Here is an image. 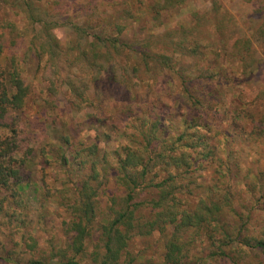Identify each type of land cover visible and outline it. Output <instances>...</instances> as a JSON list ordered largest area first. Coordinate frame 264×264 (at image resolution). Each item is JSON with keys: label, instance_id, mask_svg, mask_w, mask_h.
Wrapping results in <instances>:
<instances>
[{"label": "trees", "instance_id": "16d2710c", "mask_svg": "<svg viewBox=\"0 0 264 264\" xmlns=\"http://www.w3.org/2000/svg\"><path fill=\"white\" fill-rule=\"evenodd\" d=\"M72 1L65 16L64 0H0L20 9L29 35L20 55L12 46L7 53V38L9 45L20 36L13 24L0 27V228L8 227L11 243L0 258L15 264H264V219L260 235H252L250 212H235L228 177L233 143L264 145V90L253 100L237 94L239 106L228 124L233 134L219 128L223 90L245 79L264 83V60L254 44L264 45V17L250 37L239 36L232 14L211 0L207 11L192 12L187 26L155 34L148 23L194 0ZM105 1L115 11L112 18L99 12ZM61 27L73 38L68 47L55 34ZM23 64L38 72L49 109L62 101L67 112L84 111L93 103L90 90L102 98L104 80L121 88L125 120L119 125L93 116L105 131L90 144L77 140L82 130L65 132L35 152L24 125L33 88ZM159 85L173 93L179 114L136 105L137 87L148 93ZM110 142L116 143L112 150L101 146ZM52 157L64 176L50 195L63 212V226L54 229L46 250L35 238L12 242L13 234L46 223L39 211L44 193L34 219L25 193L32 183L29 167ZM259 187L264 195V176ZM154 236L161 244L159 262H140L131 245Z\"/></svg>", "mask_w": 264, "mask_h": 264}, {"label": "rangeland", "instance_id": "374dc122", "mask_svg": "<svg viewBox=\"0 0 264 264\" xmlns=\"http://www.w3.org/2000/svg\"><path fill=\"white\" fill-rule=\"evenodd\" d=\"M217 1L223 9L232 14L235 22L237 23L239 36L242 35L250 37L253 27L258 25L261 18L264 17V0ZM72 2V0H64V4L61 7V13L65 16L72 13ZM210 5L211 0H194L180 9H171L170 11L163 12L160 22L148 23V29H152V32L159 34L166 30L174 29L180 26H187L190 22L192 12L196 11L203 13L210 8ZM109 6L110 5L105 1L104 6L100 7L101 9L99 12L106 11L105 15H109V17L112 18L115 15V11ZM49 7H53V5ZM90 8L94 11V6H91ZM19 10V8L13 5L10 6L0 4V27L5 26L7 23L13 24L20 36L15 38V44L9 45L7 38L6 51L8 53V47L12 46L15 47L13 48L15 52L20 55L27 49L26 40L29 35L25 34L26 26L23 21L24 18L20 14ZM92 18L93 21H99L98 17ZM136 25L137 26L135 27L137 29L139 24ZM22 34H24V37ZM55 34L63 46H69L68 43L72 37L68 28H57L55 30ZM134 34L135 33L130 32L128 39H133L135 36ZM254 44L257 48L258 55L264 60L263 43L261 41H254ZM22 68L23 76L27 82L32 84L33 88V92L26 109L24 125L31 137V146L35 149V152H38L44 144L54 143L65 132L72 135L74 132L77 133L79 130H82V132L78 136L77 140L88 145L94 139L93 137L95 135H99L105 131V128H102L101 124L97 122L98 120L103 121V116L108 117V121L116 120L119 125L123 123V119L125 120L124 115L120 112L123 106L126 105L125 102L120 101V87L107 84L103 80L102 98H95L94 92L90 90L88 94L93 103L89 104L84 111L78 113L67 112V106L62 101L57 103V110H51L49 109L50 106L48 104L45 105L43 102L46 96L44 94L45 86L40 81L39 74L34 69V66L29 67L23 64ZM261 69L264 74V64ZM255 81L245 79L243 83L235 84L233 82L223 90L220 97L223 106L222 109L219 110L220 118L223 123L219 125L221 131H225L227 134H233V132L229 130L228 124H231V119L233 118L232 115L235 113L236 107L239 106L240 99L237 97V94H241L242 99L244 100H253V98H255L260 91L264 90V83L260 81L259 83H255ZM202 86H204L203 83H201L199 87L201 88ZM157 88L158 89L153 88L151 92L147 93L144 86L137 87L136 105L141 107L144 105L149 106L150 111H155V109H157V112L159 108L161 113L169 112V117H172L174 114H179V109L174 108L173 106V93L164 85H159ZM158 103H160L159 106H157ZM150 106L157 108H152ZM163 106H167V108ZM93 116L98 117V120L93 118ZM246 130L243 133L244 136H246ZM236 133L238 134V132ZM232 137L235 136L230 135L229 140H231ZM242 139L245 140L244 138ZM242 142L243 141L240 140L237 143H233V157H230L231 171L228 177H230L229 182L232 194L234 195L235 212L240 213L244 212V209L249 210L251 218L249 224L251 225V234L259 236L260 234L257 230L261 228L259 227L261 226L260 222L264 219V195H262L263 191L259 187V181H261L262 176H264V145L262 141L259 142L261 144H258L253 143L249 139L243 143ZM101 146L112 150L116 147V143L110 142L107 144H101ZM234 161H239V164L242 167L241 170L234 167ZM49 162L46 163V161L42 160L40 165L29 167L28 171L32 175V183L25 193V198L29 203V213L31 219H34L33 212L39 207V195L41 196L42 193H44V197L46 196L47 198L44 203L45 208L43 210L39 208V211L46 216V223H44L43 228H40L39 225L34 228H27L26 230L13 234V237L10 238V240H13L12 242L18 244L21 242L20 237L23 238L25 236V241H28V238H35L36 242H38V248L41 250L49 248L47 241L51 238L53 232L56 233L54 229L63 226L61 222L64 219L63 212H61L58 207L52 203V198L50 197L56 189L60 188V181L64 180V176L62 174H57V170L60 166L55 163L53 157ZM247 172H249L248 176H246ZM198 173L201 174V172ZM200 181L202 180L200 179ZM250 186L253 187V190ZM108 187L112 189L111 184H109ZM49 221H51V223H49ZM0 230L4 232L3 235L0 233V257H7L8 254L4 251L3 247L7 249L10 243L8 239V227H6V230L1 227ZM60 234L61 231L58 232V235ZM160 246L161 244L158 237L154 236L146 240L136 239L131 245L130 251L133 254H139V256H141L139 260L140 262H144L146 259H154V261L158 263L159 257H157V254L160 252ZM199 246L197 247L198 249L201 248V245ZM20 251L21 250L17 249L15 252L18 253ZM200 257L201 255H198V258ZM28 258L29 254L26 253V255H24V259ZM0 264L15 263L11 261L8 262L0 258Z\"/></svg>", "mask_w": 264, "mask_h": 264}]
</instances>
